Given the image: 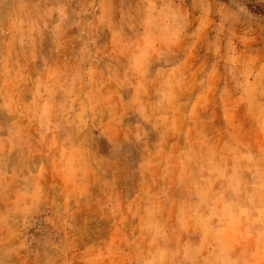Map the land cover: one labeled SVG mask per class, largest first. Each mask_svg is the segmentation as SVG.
I'll use <instances>...</instances> for the list:
<instances>
[{
  "label": "clouds",
  "instance_id": "obj_1",
  "mask_svg": "<svg viewBox=\"0 0 264 264\" xmlns=\"http://www.w3.org/2000/svg\"><path fill=\"white\" fill-rule=\"evenodd\" d=\"M0 264H264V0H0Z\"/></svg>",
  "mask_w": 264,
  "mask_h": 264
},
{
  "label": "trees",
  "instance_id": "obj_2",
  "mask_svg": "<svg viewBox=\"0 0 264 264\" xmlns=\"http://www.w3.org/2000/svg\"><path fill=\"white\" fill-rule=\"evenodd\" d=\"M251 2L255 3V2H256V0H251Z\"/></svg>",
  "mask_w": 264,
  "mask_h": 264
}]
</instances>
